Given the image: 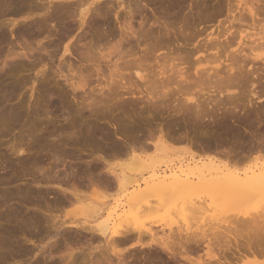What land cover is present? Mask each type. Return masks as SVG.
<instances>
[{"label": "rangeland", "instance_id": "obj_1", "mask_svg": "<svg viewBox=\"0 0 264 264\" xmlns=\"http://www.w3.org/2000/svg\"><path fill=\"white\" fill-rule=\"evenodd\" d=\"M79 1L80 0H49L48 3L50 5L45 4L46 10L41 11V13L39 12V15L33 16L31 19H29V21H25V19L17 16H11L9 18H6L4 21L0 20V23L2 22L4 25L7 24V19L11 21L14 20L13 24L17 23L15 24L16 26H8L7 28V26L5 25L6 28L1 29V31L3 30L2 33L4 32L5 34H3L5 41L0 43V264H63L62 261L64 262V264H67V255L70 252L74 254V257H77L74 260L77 264H81L80 260H82V256L86 260L90 261L88 264H94L96 260L102 259V256H104V258H106L107 256V258L110 259V262H112L111 264H114L117 260L118 262H116L115 264H123V262H129L128 264H143L141 262L143 260L144 264H171V255L168 253L167 249L159 248L155 244L153 245L155 239H158L157 241H164L166 243H169L171 241L170 244L175 245H173V253H180L181 249L179 247V244L183 243L185 241V238H187L188 236L197 238L196 240L199 242V246L197 248L198 250H196V252L194 251L195 253L192 252L191 255L194 254V256H196L195 258H197L196 254H198L201 259L203 258L208 262V260L205 258V254L210 250L214 252V249H212L211 247H213L212 244H214L215 246L214 241H216V236L217 240H220L221 237L222 240L224 239V237L225 240H231L234 237L238 236V238H241V242H243V239L248 240L252 238V233L250 234V232L247 231V229L250 227L246 225L250 226L249 222H251V220L254 222V220L257 221L259 219H257V217H259L260 215L264 216V214H262L264 208L261 207L264 204L256 203L254 200L247 198L234 202V200L229 196L225 197L221 196V194H217L216 196H214L215 194L213 196L212 194L205 195L204 192L206 191L199 193V197L197 196V194H194L193 197H191V199H194L195 201V204H191L193 206L197 205L196 208H198V212H200L198 213L200 214L199 218L191 221L186 219L184 220L181 215V218H179L178 214V218L177 216L175 217V214L173 217L172 214V216H170L169 218V221H164V224L160 223L161 221L159 219L157 220V217L161 214H167L169 212L172 213V211L170 210L176 209L174 208V206L176 205V202L179 198H173L172 196L167 198V203L164 204L166 209L164 206H161L162 210L159 209L160 206H158L159 208L157 207V202L154 203L153 199H150L149 204H151V206L154 205L155 208H157L154 209H159L160 211H154L155 213L153 214V212L151 213L152 210H150V212L146 210L145 212H148V214L146 213L144 217L143 215L145 213L141 215L142 217L135 219L134 222L129 221L130 224L134 223V226H128L129 230L135 228L131 231H136V233L133 232L134 234L131 235L133 237L131 238V241H126L124 239L121 242L120 240L123 239L121 238L120 240L118 239L119 242L113 239L114 241H116L114 242L110 238L109 234L105 238H102L98 236L96 237V235H93L92 233L90 234L89 232H85L83 230L81 231L78 229L75 230L68 228L69 225H93L94 223H96V220L91 218L93 210L102 207L104 208L105 214L110 208L115 207L118 204V201L121 200L123 196L122 194L117 192L114 185L115 183L113 181L114 179L113 177L111 178L110 172H108L107 174V167L124 169L127 168L130 163V157L128 158L126 152H128V149L131 148H133L132 151L134 153L133 155L135 156L141 157L142 159L150 157L151 155H153V147L151 146V144L156 143L157 139L162 135L161 133L163 130V133L165 132L166 134L168 131V136H171V138L166 139V141H168V139L170 140L168 142L163 141V144L174 153L173 159L177 157L185 159H190L192 157L195 159H206L207 157L216 156L219 160L223 161L225 159L224 153L228 148V150L236 149L237 151V148L239 147L235 146V140V142L233 141V143L230 142V137V140H228L229 143L226 142L227 144H224V141L228 138L225 137L226 135L223 133L224 130H226H223L225 126L239 125L238 129H240V127H246L247 129H245L247 131L252 130L253 132H256L254 130L257 128L256 130H259L257 133L262 132L261 130L264 129L263 122V124H261L260 122L257 123L256 121H254L255 124L251 123L252 125L247 123L256 117L254 113L253 117L251 116L253 109H257L261 105L264 106V62H252L250 61L249 57V60L246 58V56L249 54V51H247V47L251 42V40L248 38L247 42L246 40H243V42L245 41L244 43L247 44L242 47L240 46L241 49L244 47L246 48H244L245 50L242 54H248L246 56H243L241 54L240 58L237 52L236 54L234 53L235 50L238 49L237 32L239 31V29L240 31H243L246 27L243 26V24H240L242 27H244L242 28L238 25L237 22L234 23V25L231 23L232 18H230L229 13L230 10H235V6L232 5V2L230 0H124L122 8H118L120 6V2H117L115 0H108L109 4H106L108 3V1L105 2V0H89L88 2H86L87 0H81L82 3L86 2L88 3V5L90 4L88 6L90 11L86 16L87 20L85 19V24L81 28H79V16L77 17V15L79 14V10H77V8H79L77 7ZM229 1L231 4H229ZM232 1L233 3H236V1ZM97 2L101 4H97ZM103 2L105 3V6ZM130 2L131 5H129ZM260 4L263 5V2L260 1L259 4L255 5L259 7L261 6ZM94 5L96 6L94 7ZM231 5L234 6V8ZM103 7H105L106 9ZM97 8H99V10L101 8L102 9L99 11ZM57 9L58 17L55 13ZM227 10L229 11V13ZM235 12H233L231 16L236 15ZM231 24L234 26L231 30L234 35L233 37L232 35H229V37H232V39H230L229 37L227 38H229V40H233L234 46L232 50L228 51V53L232 51L233 55L235 54L238 58V62L241 61L239 62L242 63L241 67L243 68L240 71L242 74L240 75L241 77H248L247 75L249 71L257 72L258 76L257 78H255V80L254 77H248V79L252 78V82L255 86L252 85L253 87H251V82L248 80V83L246 81L247 79L243 80L242 82V78V83L239 82L241 86L239 85V83H237L235 87L231 88L226 93L222 92V94L217 93L216 91L213 92V90L211 89L209 91L208 89L210 87L208 86V89L206 87H203L204 89L202 90L204 91H202V93L200 91V93L196 94V97L195 95L193 97L194 100L198 101V105L201 106V109L204 110L202 111L200 109V112H202V114L204 112L205 117L207 116V118L202 117V120L204 121V119L207 120L209 118L207 121L205 120L203 122L202 120L197 119V113L195 111L196 109L194 108V105V107L191 106L192 103L189 105L185 103V107L183 106L182 109H179V106L182 105L181 102L184 100L183 97L186 95L182 94L184 96H180L181 93L178 94L179 91H175L178 90L176 86L165 89L169 91V94L167 93V95L169 96L166 95V97V92H163V89H161L162 87H158L160 90L157 88L158 91L153 94L154 96H158H155L154 100L151 99L152 101H149L150 98L146 96L148 91H146L145 94V88L143 87V85H140L141 82L137 81L133 76L131 78V75L128 74L132 73L131 71L123 72L122 76L124 75V78L121 77L123 78L121 82L119 80L120 78L114 79L113 81L115 82V80H117L115 83H118L119 85L123 84L126 81L127 88L130 89L129 86H131L130 91H127L126 89L121 90V85L119 87L117 84L114 85V83L112 85L113 87L111 85L110 87L117 89V92L120 88V91L119 93L116 92L115 95L117 96H115V92L111 89L112 92L110 91L111 94L108 95L109 92L106 90L110 89H108V87L106 88V86L104 85L108 84L107 86H109V83L107 82H109L108 78L110 72L108 68H106V65L110 66L112 61L115 60L116 55L112 54H115L117 51H125L127 56L129 54H132L131 57L130 55L128 56L130 58H127V56L125 55V59L128 61L130 60L129 62L131 63L135 62L137 64L140 63L141 65L143 63L145 65L144 69L147 68L146 72H150L151 68L150 73H155L156 70H159V68L162 67L159 66V64L163 65V58H174L173 64L179 62V68H184V70H188L186 72L193 73V70H189V67L192 66V63L198 61V58L202 59L201 57H204L205 54H197V52L195 51L200 48V44L204 45V43L207 42V38L205 37L209 34H214V31L216 35L218 33H222L226 30L225 28H229ZM7 25H9V22ZM28 26H33V30L39 31L33 35H17L16 30L19 27L22 28ZM128 29H130L131 31L129 32ZM222 29L225 30L222 31ZM132 33L135 35H132ZM248 33L251 34L252 32L245 31L243 35H247ZM97 34L99 36L103 35V41L99 44H96V39H98L97 37H99ZM215 34L212 38L215 37ZM219 41H224L223 43L226 42L224 38L220 39ZM203 45H201V47H203ZM66 46H68L69 53H64V48ZM114 49L115 52L113 51ZM127 51H129L130 53L127 54ZM109 52L113 53L109 54ZM194 52L196 54L193 55ZM185 53L186 55L184 56ZM213 54L214 53H211V55ZM242 56L245 57V59H243ZM222 57V60H226L223 55ZM131 59H134V62L131 61ZM106 62H110V65L109 63L106 64ZM120 62H117L119 63V66H121ZM181 62H184V64L186 62V66L184 64L181 65ZM225 64H222L223 68ZM222 65L220 66V68L222 67ZM221 73L222 71L219 74L224 76V74ZM60 74H63V76L66 75L69 79L70 77L72 78L76 75L74 81L78 83L79 81H81L79 85H82L83 87L85 85V87H82L83 89L78 88V90H72L68 84V81H64V79L61 77L62 75ZM129 75L130 77L128 78ZM77 77H79V80L77 79ZM132 79H134V81ZM127 80H131L132 82H129ZM127 82L132 85H129V83ZM133 82H135L136 84ZM261 82L263 84H261ZM212 85L213 84H211V86ZM138 86H140V89L137 88ZM134 87H136L137 90L136 88L134 89ZM138 89L141 94L136 92L138 91ZM213 89L215 90V88ZM9 91H13L14 93H10ZM102 91H105L103 92L105 93V97H103ZM196 92L197 91L195 90L192 94ZM106 94L110 98L106 97ZM59 95L60 97L64 98V100H66V104L68 107L60 110H55V97ZM230 95L233 98V102L232 100H227ZM158 97L163 99L160 100V98ZM156 98L159 101L156 100ZM232 98L229 97L228 99ZM226 100L228 102L227 105L225 104ZM100 101H103V103H101ZM155 101H158L159 103L156 104ZM91 102L94 104H92ZM105 102L108 103L106 104ZM161 102L163 103L161 104ZM230 102L234 104L232 105ZM248 102H250V104ZM79 103L80 105H77ZM95 103L101 104L98 107V105L95 106ZM116 103H118L119 105H117ZM88 104L91 105V107ZM103 104L106 108H108L107 110H104L106 108L103 107ZM254 104L256 105V108ZM87 105L88 107L86 108ZM100 106H102L101 109ZM120 106H122L123 108ZM94 107H96L95 111ZM88 108L92 110H88ZM67 109H69L70 111H68ZM246 109L251 113H248ZM8 112L12 114H9ZM246 112L248 113V115L246 114ZM3 113L4 116L7 113L8 114L4 117ZM205 113H209V115H206ZM242 113L246 115L244 116L242 115ZM100 115H102L103 117ZM219 117L223 120L219 119ZM257 117L259 118L260 115ZM261 117L263 119V115ZM68 118L70 120H67ZM130 118L132 119V121H130ZM213 120H215L214 122L216 124L213 122ZM230 120L233 122H231ZM191 121L192 123H190ZM92 122L95 124H93ZM193 122L195 124H198L193 125ZM220 122L222 123V125ZM218 123L220 124V126ZM259 123L261 124V126ZM258 124L260 126V129H258ZM188 126L190 129L188 128ZM199 126L201 127V129ZM253 126L256 127L254 128ZM158 127L160 128V130L161 128H163L161 133L160 131H158ZM207 127H209V129ZM215 127L217 128L215 129ZM220 127H223L221 130L222 132L218 131L220 130ZM126 130H130L132 132ZM87 131H92L93 133L96 132V137H98L97 140L101 142L98 143L96 141L97 143L95 142L96 144H94L92 143V141L83 139L82 135L84 136L88 134L89 132ZM104 131L105 133H108V135L103 133ZM206 132L208 133L206 134ZM220 132L222 134H217ZM65 133H70L68 134L70 135L69 138H67V134V136H65ZM149 133L154 137H150ZM165 134L164 136H162L166 138L167 134ZM106 135L110 138V140H104V138H106ZM215 135L216 137L214 138ZM219 135L221 138L224 137L222 139L225 140H220V137L218 139L217 136ZM190 136H192V138ZM187 137L188 139L190 138L192 140V144H190L191 142L189 143V141L185 139ZM61 138L64 139L63 142L61 141ZM220 141L223 144L220 143ZM113 142L115 145L113 144ZM132 143L133 146L137 148L133 147ZM217 144L221 147L223 145V150H221L220 146H218ZM228 144H231V146L229 147ZM127 145L128 149H126ZM19 147H24L23 150H25L26 148V154L24 156L19 157L17 155L16 150H18ZM135 149L137 151H140L142 149V151L137 152ZM243 149L244 148H242L241 150ZM206 150L209 154H207ZM216 154H218V156ZM123 155L127 156L128 159ZM91 168L96 169L94 170L95 172H91ZM69 172L72 173L70 174ZM66 173L69 174L66 175ZM70 175L75 176L71 177ZM48 176L50 178H48ZM64 176L65 179H63ZM45 178L48 180H46ZM139 180L141 181L142 178L139 177ZM107 183H109L110 185ZM72 192L78 194L77 197L79 200L72 199ZM5 194L10 195L9 199L11 198V200L8 199V201L6 200L7 198L4 199V197L6 196ZM64 198H70L71 201L65 202ZM4 201L6 202L5 204ZM191 202H193V200ZM122 203H124V201H122ZM196 203H198L199 205ZM178 205L180 204H177V207H182ZM154 206H152V208ZM184 206L185 205H183L182 209L184 208ZM123 208L126 207L124 206ZM179 208H177L176 210L178 211ZM48 209L51 213V216L53 217V223H55L56 227L58 226L57 231L49 228L51 226H49V224H52L50 221L51 219L45 220L44 218H42L45 217L44 215H46ZM119 209L120 210H118L117 212L121 213L122 208ZM33 213H35L40 219L42 218L40 224H37L39 228L43 229L42 232H40L39 228L34 229L35 231L17 230L14 233V238L11 237L8 241H3V236L6 238V234L9 233V231L15 230V225L11 222L18 220L19 224L22 226L29 219L30 214ZM248 214H252L253 218ZM254 214H256L257 217L254 216ZM11 216H15V218H11ZM249 216L251 217L249 218ZM151 217H153V219ZM261 218L259 219V223L261 221ZM5 219L8 220V223ZM182 219L184 222L182 221ZM157 221L160 222L158 223ZM186 221H188L187 224ZM117 222L119 223L122 221ZM236 222L237 224H235ZM130 224L128 223V225ZM67 225L68 227H66ZM128 227L124 228L128 229ZM167 227H169V229ZM146 230L151 231V235L146 232ZM243 230L245 231L243 232ZM37 231L38 233H36ZM123 232L124 231L122 230L121 233ZM235 232L236 234H234ZM247 232H249V235ZM245 233H247V236ZM153 239L154 242H152ZM135 241L143 243L145 246H147L144 248L139 246L134 248L130 247L129 245ZM5 243L7 244V246H5ZM208 243H211L209 244L210 246L208 245ZM206 245L210 247V249L206 250ZM10 246H12L13 249ZM216 246L215 252L219 254V249L216 250ZM119 254H121L122 256H119ZM246 254L245 256L249 255ZM248 258L251 259L250 257ZM244 260L240 261L237 264H247ZM160 261H163V263ZM180 262L181 263L178 264H185L182 261ZM255 263L264 264V259H259Z\"/></svg>", "mask_w": 264, "mask_h": 264}, {"label": "bare ground", "instance_id": "obj_2", "mask_svg": "<svg viewBox=\"0 0 264 264\" xmlns=\"http://www.w3.org/2000/svg\"><path fill=\"white\" fill-rule=\"evenodd\" d=\"M48 1L49 0H0V20H5L6 18H9V17H15V16H17V17H20V18H23V19H25V21H29V19H31L33 16H35V15H39V12L41 13V11H44V10H46V7H45V4H48V5H50L49 3H48ZM81 1V0H80ZM78 2V6L77 7H79V8H77V10H79V14L77 15V17L79 16V28H81L84 24H85V19H86V16H87V14L89 13V5H88V3H86V2H88L89 0H87L85 3L83 2L82 3V1L81 2ZM106 1H108V0H105V2ZM115 1H117V2H120V6L118 7V8H122L123 7V4H124V0L122 1V0H115ZM130 1V0H129ZM231 2H232V5H234L235 6V10L233 11H231L230 9H228V10H230V13H229V11H228V13H229V15H230V18H232V21H231V23L234 25V23H238V25L239 26H241L240 24H243V26H245L246 28L243 30V31H240V29H239V31L237 32V36H238V42H237V45H238V49H236L235 50V54H236V52L238 53V55L240 56L243 52H244V50L246 49L245 47V49L244 48H242L241 49V47L242 46H245L247 43H244L243 42V40H246V42H247V38L248 39H250L251 40V42H250V45L247 47V51H249V54L248 53H245V55L244 54H242L243 56H246L247 54V56H246V58L249 60V58H250V61H259V62H264V0H234V1H236V3H233V1L232 0H230ZM230 1H229V4H231L230 3ZM260 1H262L263 2V5L262 4H260L261 6H257V5H255V4H259L260 3ZM227 2V1H226ZM104 3V2H103ZM111 3H112V1H111ZM127 3V2H126ZM125 3V4H126ZM129 3V2H128ZM171 3V2H170ZM175 3V2H174ZM76 4V3H75ZM96 4V3H95ZM97 4H101V3H98L97 2ZM96 4V5H97ZM106 4H109V1H108V3H106ZM236 4V5H235ZM96 5H94V7L96 6ZM129 5H131V2H130V4ZM128 5V6H129ZM227 5V4H226ZM231 5V6H232ZM93 6V5H92ZM104 6H105V3H104ZM173 6V5H172ZM230 6V7H231ZM234 6H232L233 8H234ZM254 6H256V7H254ZM100 8V7H99ZM99 8H97L98 10H99ZM103 8H105V7H103ZM94 9H96V8H94ZM94 9H92V10H94ZM102 9V8H101ZM100 9V10H101ZM106 9V8H105ZM108 9V8H107ZM91 10V11H92ZM99 10V11H100ZM131 10V9H130ZM129 10V11H130ZM57 11H58V9L55 11V13L57 14ZM96 11V10H95ZM94 11V12H95ZM236 11V12H235ZM93 12V11H92ZM91 12V13H92ZM233 12H235V14L236 15H234V16H231L232 14H233ZM78 13V12H77ZM130 13V12H129ZM55 14V15H56ZM93 14V13H92ZM95 14V13H94ZM89 16V15H88ZM128 16H129V14H128ZM57 17H58V14H57ZM56 17V18H57ZM229 18V19H230ZM12 19H14V18H12ZM87 20V19H86ZM231 20V19H230ZM229 20V21H230ZM14 21V20H13ZM13 21H11V20H9V19H7V21H6V23L8 24V22H9V25H7V24H5L6 26H7V28H8V26H14L15 24H17V23H15V24H13ZM18 22V21H17ZM248 22H250V23H248ZM26 23V22H25ZM31 23V22H30ZM0 24H3L2 22L0 23ZM230 24V23H229ZM231 24V26L227 29V28H225V29H222V31L223 30H225V31H221L222 33H218L217 35L215 34V31H214V34H215V37L214 38H212L213 36H214V34H209V35H207L205 38H207V42L206 43H204V45L203 44H200V48L199 49H197V51H195V52H197V54H205L204 55V57H201L202 59H200V58H198V61H195V63H192V66H190L189 68V70H193V73H189V72H186V71H188V70H184V68H179L180 66H178V64H180L179 62H177V63H174L173 64V60H174V58L172 59V58H163L164 60H162L163 61V65H161V64H159V66H162V67H160L159 68V70H156L155 71V73L154 72H152V73H150L151 72V68H150V72L148 73V72H146V69L147 68H145L144 69V67H145V65L142 63V65L139 63V64H137V63H135L132 59H131V61H133L134 63H131V62H129L128 60H126L125 59V55H126V53H125V51L123 52V53H125V54H123L122 52H119V51H117L115 54H112V53H110L109 52V54H112V55H116V58H115V60L114 61H112V63H111V65H110V62H106V64L107 63H109V65L110 66H108V65H106L107 67L106 68H108V70H109V82H107V83H109V86H107L106 84L104 85V86H106V88L108 87V89H110V90H106V91H108L109 92V94L108 95H110L111 93H110V91L112 92V90L115 92L114 93V95L116 94V90L117 89H115V88H111L110 87V85L112 86L117 80H115V82H113L114 81V79H119L120 80V82H121V80L124 78L123 76H122V74H123V72H125V71H131L132 73H128V74H130L131 75V78H132V76L133 77H135L136 78V80L137 81H140L141 82V86L143 85V87L145 88L144 90V93L146 92V91H148L147 92V94H146V96H148L149 98H150V100L149 101H152L151 99H153L154 100V98H155V96H158V95H153V94H155V92L156 91H158L157 90V88L158 87H162L161 89H163V92L165 93V97H166V95H167V93L169 94V91L168 90H165V89H168L169 87H172V86H176L177 87V89L178 90H175V91H179L178 92V94L179 93H181V95L180 96H184V95H186V96H184L183 98H184V100L182 101V99H181V106H179V109H182V107L185 105V103L186 104H191L192 103V105L191 106H193L196 110V113H197V115H196V117H197V119H200V120H202V117H205V115H204V112H203V114H202V112H200L202 109H201V106H199L198 105V101H196V100H194V95H195V97L197 96L196 94L197 93H200V91H201V93H202V91H204V90H202V89H204L203 87H206L207 89H208V87H210L208 90L210 91V89L211 90H213V92H217V93H221L222 94V92H224V93H226L227 91H229L231 88H233V87H235V85H237V83H239V82H241V79L243 78V77H241L240 75H242L241 74V69H243L242 67H241V65H242V63H239V62H241V61H239L238 62V58L236 57V55L234 54L233 55V52L231 53V52H229L228 53V51L229 50H232L233 49V40H229V38L230 39H232V37H233V33H232V28L234 27L233 25ZM4 24L3 25H0V43H2L3 41H5V38H4V32L2 33V31H1V29L2 28H6V26H5ZM31 25V24H30ZM2 26H4V27H2ZM16 26V25H15ZM238 26V27H239ZM242 27V26H241ZM240 28V27H239ZM242 28H244V27H242ZM241 28V29H242ZM39 29V28H38ZM17 32V35H22V36H26V35H33V34H35V33H37L38 31H35V30H33V26H31V27H22V28H18L17 30H16ZM128 31L130 32L131 30L130 29H128ZM230 31H231V33H230ZM245 31H251L252 33L251 34H247V35H243L244 34V32ZM219 32H220V29H219ZM235 32V31H234ZM213 33V32H212ZM4 34V35H3ZM131 34V33H130ZM98 35V34H97ZM132 35H135V34H133L132 33ZM229 35H232V37H229ZM99 36V35H98ZM101 36V35H100ZM97 37L98 39H96L97 41V43L96 44H99V43H101L102 41H103V38H102V36L101 37ZM236 36V35H235ZM236 36V37H237ZM227 37H229V38H227ZM212 38V39H211ZM222 38H224L225 39V43H223V42H220L219 40L220 39H222ZM248 42V43H249ZM201 45H203V47H201ZM100 46V45H99ZM199 46V45H198ZM241 46V47H240ZM197 48V47H196ZM240 48V49H239ZM194 50H196V49H194ZM114 52H115V49L113 50ZM65 52H68V46H66L65 48H64V53ZM128 53L127 54H129L130 52L129 51H127ZM193 53V55L194 54H196V53ZM69 53V52H68ZM122 53V54H121ZM187 53V52H186ZM186 53L184 54V56L186 55ZM211 53H214L213 55H211ZM188 54V53H187ZM130 55V57L132 56V54H129ZM128 55V56H129ZM191 55V54H190ZM222 55L224 56V58L226 59V60H222ZM118 56V57H117ZM127 56V55H126ZM127 56V58H130V57H128ZM188 56V55H187ZM202 56V55H201ZM242 56V57H243ZM115 57V56H114ZM222 57V58H221ZM249 57V58H248ZM190 58V57H189ZM240 58H241V56H240ZM126 61H125V60ZM243 59H245V57H243ZM246 59V60H247ZM122 60V61H121ZM124 60V61H123ZM111 61V60H110ZM121 61V62H120ZM136 61V60H135ZM245 61V60H244ZM117 62H120V65L121 66H119V63H117ZM145 62H146V60H145ZM189 62V61H188ZM228 62V63H227ZM122 63V64H121ZM190 63V62H189ZM188 63V64H189ZM225 64V63H227V64H225V66H224V68H223V65L222 64ZM244 63V62H243ZM184 64V62H181V65H183ZM185 64H186V62H185ZM184 64V65H185ZM193 64H195V65H193ZM144 65V66H143ZM222 65V67L220 68V66ZM71 66V65H70ZM158 66V67H159ZM186 66V65H185ZM120 67V68H119ZM60 69H62V68H60ZM154 69V68H153ZM152 69V70H153ZM158 69V68H157ZM68 71V70H67ZM222 71V73L224 74V76H222V75H220L219 73ZM58 72V71H57ZM69 72V71H68ZM145 72H146V74H145ZM192 72V71H191ZM243 72H245V71H243ZM44 73V72H43ZM60 73V72H59ZM58 73V74H59ZM62 73V72H61ZM70 73V72H69ZM221 73V74H222ZM245 74V73H244ZM60 75H62L61 77L64 79V81H68V84H69V86H70V88L72 89V90H74V89H77L78 90V88L80 89H83L84 87H85V85H84V87L82 86V85H79L80 83H81V81H79V83L78 82H75L74 80V78H75V76L74 77H70V79L69 78H67V76L65 75V76H63V74H60ZM59 75V76H60ZM130 75L128 76V78L130 77ZM72 76V75H71ZM248 77L249 76H251L252 78L254 77V80H255V78H257V76H258V73L257 72H250L249 71V73H248V75H247ZM121 77H123V78H121ZM248 77H244L243 79H242V82H243V80H246L248 83H249V81L251 82V87H253V86H255L254 85V83L252 82V78L251 79H248ZM79 77H77V79H78ZM262 78V77H261ZM259 79V78H258ZM79 80V79H78ZM77 80V81H78ZM133 81H134V79H132ZM249 80V81H248ZM253 80V81H254ZM257 80V79H256ZM264 80V79H263ZM111 81V82H110ZM124 81V80H123ZM127 81H129V82H132L131 80H127ZM119 82V81H118ZM129 82H127V83H129ZM136 82V81H135ZM135 82H133V83H135ZM140 82H137V83H140ZM241 82V83H242ZM255 82V81H254ZM125 83V84H124ZM123 84H120L121 85V87H120V85L118 84V83H115L114 85H118L120 88H122L121 90H129L130 91V89H131V86H129V88L130 89H128L127 88V85H126V81L124 82ZM215 83V84H214ZM136 84V83H135ZM134 84V85H135ZM211 84H213L212 86H211ZM261 84H263L262 82H261ZM123 85V86H122ZM125 85H126V88H125ZM129 85H132V84H130L129 83ZM138 85V84H137ZM136 85V86H137ZM239 85L241 86V84L239 83ZM244 85H245V83H244ZM249 85V84H248ZM249 85V86H250ZM253 85V86H252ZM264 85V84H263ZM208 86V87H207ZM262 86V85H261ZM83 87V88H82ZM113 87V86H112ZM116 87V86H115ZM118 87V88H119ZM133 87V86H132ZM216 87H217V89H216ZM238 87V86H237ZM263 87V86H262ZM105 88V87H104ZM120 88H119V91H120ZM136 87H134V89H135ZM137 88H139L140 89V86H138ZM137 88H136V90H137ZM213 88H215V90L213 89ZM264 88V87H263ZM262 88V89H263ZM112 89V90H111ZM139 89H138V91H136V92H138V93H140L141 94V92L139 91ZM143 89V88H142ZM141 89V90H142ZM159 89V88H158ZM160 90V89H159ZM197 91L196 93H194V94H192L194 91ZM119 91L117 92V93H119ZM126 91V92H127ZM10 92V91H9ZM100 92V91H99ZM103 92H105V91H102V93ZM122 92V91H121ZM131 92H133V91H131ZM131 92H128V93H131ZM161 92V91H160ZM252 92V91H251ZM10 93H14L13 91L12 92H10ZM143 93V92H142ZM162 93V92H161ZM216 93V94H217ZM101 94V93H100ZM104 94L105 93H103V97H105L104 96ZM133 94V93H132ZM135 94V93H134ZM139 94V95H140ZM157 94V93H156ZM159 94V93H158ZM182 94H184V95H182ZM252 94V93H251ZM4 95V94H3ZM102 95V94H101ZM107 95V94H106ZM108 95L106 96V97H108ZM112 95H113V93H112ZM112 95H111V97H112ZM253 95V94H252ZM115 96H117V95H115ZM142 96V95H141ZM145 96V95H144ZM143 96V97H144ZM154 96V97H153ZM160 96V95H159ZM164 96V95H163ZM163 96H161V97H163ZM167 96H169V95H167ZM64 97V96H63ZM142 97V98H143ZM230 98H232V96L230 95L229 96ZM228 97V98H229ZM108 98H110V97H108ZM146 98V97H145ZM158 98H160V97H158ZM186 98V99H185ZM198 98V97H197ZM196 98V99H197ZM226 98H227V96H226ZM227 98V100H232V102H233V98L232 99H228ZM98 99V98H97ZM163 99V98H162ZM161 98H160V100H162ZM235 99V98H234ZM238 99V98H237ZM156 100H158L157 98H156ZM227 100H226V105H227ZM95 101V100H94ZM159 101V100H158ZM156 102L155 101V103L157 104V103H159V102ZM97 102V101H96ZM98 102H99V100H98ZM101 103H103V101H100ZM174 102V101H173ZM197 102V103H196ZM232 102H230L232 105L234 104V103H232ZM92 103V102H91ZM91 103H89V104H91ZM100 103V104H101ZM106 104L108 103V102H105ZM104 103V104H105ZM154 103V102H153ZM163 102H161V104H162ZM178 103H179V101H178ZM229 103V104H230ZM249 104H250V102H248ZM81 104H82V102H81ZM88 104V105H89ZM92 104H94V103H92ZM100 104H96L95 103V106H97L98 105V107H99V105ZM104 104H103V107H105L104 106ZM111 104V103H110ZM109 104V105H110ZM117 105H119L118 103H116ZM123 104V103H122ZM121 104V105H122ZM127 104V103H126ZM125 104V105H126ZM196 104V105H195ZM224 104V105H225ZM263 104V103H262ZM77 105H80V103L79 104H77ZM88 105L86 106V108L88 107ZM125 105H123V106H125ZM130 105V104H129ZM178 105V104H177ZM222 105V104H221ZM240 105H242V104H240ZM248 105V104H247ZM255 105V104H254ZM258 105H260V104H258ZM264 105V104H263ZM90 107H91V105H89ZM93 106V105H92ZM134 106V105H133ZM132 106V107H133ZM229 106V105H228ZM67 108L68 106H67V104H66V100H64V98H62V97H60V95L59 96H56L55 97V110H60V109H63V108ZM84 107V106H83ZM82 107V108H83ZM101 107L102 106H100V109H101ZM110 107V106H109ZM114 107V106H113ZM119 107V106H118ZM120 107H122V106H120ZM131 107V106H130ZM185 107V106H184ZM217 107V106H216ZM224 107V106H223ZM230 107V106H229ZM235 107V106H234ZM254 107V106H253ZM253 107H252V109H253ZM93 108V107H92ZM96 107H94V111L96 110L95 109ZM106 108V107H105ZM123 108V107H122ZM136 108V107H135ZM233 108V107H232ZM255 108H256V105H255ZM72 109V108H71ZM84 109H85V107H84ZM103 109V108H102ZM108 108H106V109H104V110H107ZM115 109V108H114ZM113 109V110H114ZM127 109H129V108H127ZM131 109V108H130ZM201 109V110H200ZM205 109V108H204ZM230 109V108H229ZM236 109V108H235ZM68 111H70L69 109H67ZM66 110V111H67ZM79 110V109H78ZM86 110V109H85ZM88 110H92V109H89L88 108ZM99 110V109H98ZM110 110V109H109ZM111 110H112V108H111ZM178 110V109H177ZM186 110V109H185ZM221 110V109H220ZM238 110V109H237ZM247 110V109H246ZM72 111V110H71ZM129 111V110H128ZM202 111H204V110H202ZM209 111V110H208ZM210 111H212V110H210ZM226 111V110H225ZM224 111V112H225ZM239 111V110H238ZM248 111V110H247ZM251 111V110H250ZM88 112V111H87ZM102 112H104V111H102ZM105 112H107V111H105ZM110 112V111H109ZM236 112V111H235ZM9 114H12V113H10V112H8ZM7 113V114H8ZM65 113V112H64ZM68 113V112H67ZM72 113V112H71ZM78 113V112H77ZM89 113V112H88ZM92 113V112H91ZM96 113H97V111H96ZM132 113V112H131ZM206 113H207V110H206ZM205 113V114H206ZM248 113H251V112H249L248 111ZM248 113L246 112V114L248 115ZM253 113L256 115V117L253 119V120H251V121H249V122H247V123H249L250 125H252L251 123H254L255 124V122L254 121H256L257 123L258 122H260L261 124H263L264 123V106H260V107H258L257 109H253V111H252V117H253ZM6 114V115H7ZM18 114V113H17ZM82 114V113H81ZM126 114V113H125ZM125 114H123V115H125ZM195 114V113H194ZM219 114H221V113H219ZM246 114H244V113H242V115H246ZM5 115V116H6ZM14 115V114H13ZM70 115V114H69ZM92 115V114H91ZM206 115H209V113L208 114H206ZM254 115V116H255ZM260 115V119L257 117V116H259ZM263 115V119H262V116ZM3 116H4V113H3ZM4 116V117H5ZM9 116V115H8ZM71 116V115H70ZM89 116H90V114H89ZM100 116H102V115H100ZM140 116V115H139ZM195 116V115H194ZM216 116V115H215ZM217 116H219V115H217ZM232 116V115H231ZM234 116V115H233ZM3 117V118H4ZM10 117V116H9ZM8 117V118H9ZM12 117V116H11ZM91 117H93V116H91ZM97 117V116H96ZM103 117V116H102ZM127 117H129V116H127ZM141 117V116H140ZM149 117V116H148ZM212 117V116H211ZM237 117H239V116H237ZM236 117V118H237ZM251 117V118H252ZM18 118V117H17ZM90 118V117H89ZM139 118V117H138ZM195 118V117H194ZM205 118H207V116L205 117ZM228 118V117H227ZM233 118V117H232ZM231 118V119H232ZM240 118H242V117H240ZM246 118V117H245ZM5 119V118H4ZM99 119V118H98ZM103 119V118H102ZM107 119V118H106ZM123 119V118H122ZM129 119V118H128ZM131 119V118H130ZM134 119V118H133ZM146 119V118H145ZM209 119V118H208ZM207 119V120H208ZM219 119H221L220 117H219ZM234 119V118H233ZM232 119V120H233ZM239 119V118H238ZM262 119V120H261ZM67 120H70L69 118L67 119ZM66 120V121H67ZM199 120V121H200ZM206 119H204V121H205ZM206 120V121H207ZM211 120V119H210ZM218 120V119H217ZM221 120H223V119H221ZM236 120V119H235ZM241 120V119H240ZM246 120V119H245ZM97 121V120H96ZM103 121V120H102ZM117 121V120H116ZM130 121H132V119L130 120ZM196 121V120H195ZM198 121V120H197ZM203 121V120H202ZM201 121V122H202ZM203 121V122H204ZM215 120H213V122H214ZM219 121V120H218ZM229 121V120H228ZM231 121V120H230ZM242 121H244V120H242ZM248 121V120H247ZM139 122V121H138ZM141 122V121H140ZM146 122V121H145ZM185 122V121H184ZM225 122V121H224ZM231 122H233V121H231ZM235 122V121H234ZM263 122V123H262ZM93 123V122H92ZM98 123V122H97ZM133 123V122H132ZM144 123V122H143ZM142 123V124H143ZM175 123V122H174ZM186 123H187V121H186ZM190 123H192V121L190 122ZM200 123V122H199ZM215 123V122H214ZM221 123V122H220ZM246 123V124H247ZM257 123H256V126H257ZM259 123V124H260ZM66 124H68V123H66ZM71 124V123H70ZM93 124H95V123H93ZM129 124H130V122H129ZM141 124V125H142ZM158 124V123H157ZM195 123L193 122V125H194ZM196 124H198V123H196ZM195 124V125H196ZM202 124H204V123H202ZM216 124V123H215ZM214 124V125H215ZM219 124V123H218ZM227 124V123H226ZM248 124V125H249ZM259 124H258V129H260V126H261V124H260V126H259ZM122 125H124V124H122ZM137 125V124H136ZM140 125V124H139ZM148 125V124H147ZM151 125V124H150ZM159 125H160V123H159ZM165 125V124H164ZM174 125V124H173ZM185 125V124H184ZM187 125V124H186ZM212 125V124H211ZM221 125H222V123H221ZM231 125V124H230ZM245 125V124H244ZM130 126H131V124H130ZM162 126V125H161ZM201 126V125H200ZM199 126V127H200ZM206 126H208V125H206ZM217 126V125H216ZM219 126H220V124H219ZM224 126V125H223ZM238 126L239 125H237V126H225L224 128L223 127H220V130H218V131H221L222 130V128H223V130L224 129H226V130H224V134L226 135L225 137H228L225 141L222 139V138H224V137H220V135L219 136H217V138L219 139V137H220V140L222 139L223 141H224V144L227 142V143H229L228 142V140H230L229 139V137L231 138V140H230V142H232L233 143V141L235 140L236 141V143H234L235 144V146L236 147H238L237 148V151H236V149H230V150H228L229 148L228 147H226V148H228L227 149V151H225V155H224V160L222 161V160H219L216 156L215 157H207L206 159H203V158H199V159H195V158H190V159H185V158H175V159H173V157H174V153L167 147V146H165L164 144H163V141L164 142H168L170 139H168V141H166V139L167 138H171V136L169 137L168 135H169V133H168V131H167V135L165 134V132L163 133V131H162V129L163 128H161V130H160V126L158 127L159 128V130L158 131H160V133H161V131H162V135L164 136V134L166 135V138L165 137H163L162 135L157 139V141H156V143L155 144H151V146L153 147V155H151L150 157H147V158H145V159H142L141 157H138V156H135V155H133L134 153H133V151H132V149L133 148H131V149H128V145H127V148L126 149H128V152H126V155L128 156V158L130 157V159H129V161H130V163H129V166L127 167V168H116V167H107V174H108V172H110V174H111V178L113 177V181H114V185H115V188H116V190H117V192H119L120 194H122V199L121 200H119L118 201V204L115 206V207H112V208H110L105 214H104V208H102V207H99V208H97V209H95V210H93V212H92V217L91 218H93L94 220H96L95 222L96 223H94L93 225H88V226H77V225H69V227H68V225L66 226V227H68V228H71V229H78V230H83V231H85V232H89L90 234L92 233L93 235H96V237L98 236V237H102V238H105L108 234L110 235V238L113 240V239H115L116 241H118V239L120 240L121 238H123V239H121L120 241L122 242V240H126V241H131L132 239L131 238H133L131 235L132 234H134V233H136V231H131V230H134V229H130L129 230V227L130 226H134V223H131L130 224V222L129 221H133L134 222V220L135 219H137V218H139V217H142L141 215H143L144 213V215H143V217L146 215V213L148 214V212H150V210H152L151 211V213L153 212V214L155 213L154 211H156V212H158V210L159 209H161L162 207L161 206H164V204H166L167 203V198H169V197H175V198H179L178 199V201L176 202V205L174 206V208H179V207H177V204H180V205H178V206H182L183 207V205H185L184 206V208L182 209V207H180L179 208V210L177 211L176 209L174 210V209H172V210H170V211H172V213L171 212H169V213H167V214H161V215H159L158 217H157V220L159 219L160 221H157L158 223L160 222V223H163L164 221H169V218H170V216H172V214H173V217H174V214H175V217L177 216V214H178V216H179V218H181L180 217V215L184 218V220L186 219V220H196L197 218H199V215L200 214H198V213H200V212H198L199 211V209L198 208H196L197 207V205L196 206H193L192 204L194 203L195 204V201H194V199H191V197H193V195L194 194H197V196L199 195L200 196V194L199 193H202L203 191H206V192H204L205 193V195H210V194H212V196L214 195V196H216L217 194L219 195V194H221V196H225V197H227V196H229L231 199H233L234 200V202H237V201H239V200H241V199H252V200H254L256 203H262V204H264V129L263 130H261L262 132H259V133H257L259 130H254V131H256V132H253L252 130L251 131H247L246 129V127H244V128H241L240 127V129H238ZM255 126V127H256ZM60 127V126H59ZM100 127V126H99ZM140 127V126H139ZM138 127V128H139ZM149 127V126H148ZM151 127V126H150ZM177 127V126H176ZM204 127V126H203ZM211 127V126H210ZM212 127H214V126H212ZM218 127V126H217ZM217 127H215V129L217 128ZM254 127V126H253ZM254 127V128H255ZM90 128V127H89ZM95 128V127H94ZM101 128H102V126H101ZM104 128V127H103ZM125 128V127H124ZM143 128V127H142ZM170 128V127H169ZM169 128H167V129H169ZM188 128H189V126H188ZM205 128V127H204ZM208 129H209V127H207ZM246 128V129H245ZM253 128V129H254ZM62 129V128H61ZM132 129H134V128H132ZM149 129V128H148ZM164 129H166V128H164ZM190 129V128H189ZM196 129V128H195ZM200 129H201V127H200ZM215 129H213V130H215ZM245 129V130H244ZM57 130V129H56ZM88 130V129H87ZM91 130V129H90ZM93 130V129H92ZM96 130V129H95ZM99 130H100V128H99ZM135 130H137V129H135ZM134 130V131H135ZM185 130V129H184ZM193 130V129H192ZM199 130V129H198ZM205 130V129H204ZM98 131V130H97ZM107 131V130H106ZM116 131H118V130H116ZM120 131V130H119ZM122 131V130H121ZM126 131H130V130H126ZM139 131V130H138ZM138 131H136V132H138ZM149 131V130H148ZM187 131V130H186ZM200 131V130H199ZM211 131V130H210ZM58 132V131H57ZM75 132V131H74ZM80 132V131H79ZM87 132H89V131H87ZM130 132H132V131H130ZM202 132V131H201ZM200 132V133H201ZM208 132H209V130H208ZM208 132H206V134L208 133ZM212 132V131H211ZM222 132V131H221ZM217 133V134H222V133ZM96 133V132H95ZM95 133H93L92 131L91 132H89L88 134H86V135H82V137H83V139H85V140H88V141H92V143H94V144H96L97 142L98 143H100L97 139H98V137H96V134ZM103 133H105V131L103 132ZM118 133V132H117ZM116 133V134H117ZM120 133V132H119ZM128 133V132H127ZM159 133V134H160ZM171 133H173V132H171ZM193 133V132H192ZM191 133V134H192ZM195 133V132H194ZM199 133V134H200ZM204 133V132H203ZM202 133V134H203ZM67 133H65V136H67L68 134H70V133H68L67 135H66ZM82 134V133H81ZM105 134H107L108 135V133H105ZM150 134V133H149ZM196 134V133H195ZM216 134V135H217ZM106 135V138H104V140H110V138L108 137ZM114 135V134H113ZM132 135V134H131ZM205 135V134H204ZM209 135V134H208ZM212 135V134H211ZM210 135V136H211ZM216 135L214 136V138L216 137ZM55 136H56V134H55ZM69 136L70 135H68L67 136V138H69ZM116 136V135H115ZM140 136V135H139ZM151 136H153V135H151L150 134V137ZM168 136V137H167ZM194 136V135H193ZM223 136V135H222ZM58 137V136H57ZM61 137V136H60ZM79 137V136H78ZM81 137V136H80ZM105 137V136H104ZM110 137H111V135H110ZM118 137V136H117ZM134 137H136V136H134ZM148 137V136H147ZM146 137V138H147ZM154 137V136H153ZM173 137V136H172ZM186 137V136H185ZM191 138H192V136H190ZM195 137V136H194ZM196 137H198V136H196ZM56 138V137H55ZM66 138V139H67ZM74 138V137H73ZM145 138V139H146ZM178 138V137H177ZM180 138V137H179ZM202 138V137H201ZM204 138V137H203ZM206 138H207V136H206ZM212 138H213V136H212ZM216 138V139H217ZM62 139V138H61ZM70 139H72V138H70ZM121 139V138H120ZM119 139V140H120ZM127 139V138H126ZM136 139V138H135ZM182 139H184V138H182ZM185 139H187V141H189V143L192 141L190 138L188 139V137L187 138H185ZM196 139V138H195ZM211 139V138H210ZM217 139V140H218ZM57 140H58V138H57ZM137 140V139H136ZM181 140V139H180ZM198 140V139H197ZM202 140V139H201ZM37 141V140H36ZM62 142L64 141V139H62L61 140ZM97 141V142H96ZM122 141H123V139H122ZM135 141V140H134ZM146 141V140H145ZM205 141V140H204ZM203 141V142H204ZM209 141V140H208ZM207 141V142H208ZM234 141V142H235ZM39 142V141H38ZM61 142V143H62ZM96 142V143H95ZM182 142H183V140H182ZM194 142V141H193ZM202 142V143H203ZM21 143V142H20ZM73 143V142H72ZM151 143V142H150ZM206 143V142H205ZM204 143V144H205ZM220 143H222L221 141H220ZM226 143V144H227ZM36 144V143H35ZM105 144H107V143H105ZM113 144H114V142H113ZM116 144H117V142H116ZM131 144V143H130ZM141 144V143H140ZM190 144H192V142L190 143ZM189 144V145H190ZM203 144V145H204ZM223 144V143H222ZM234 144H233V146H234ZM15 145V144H14ZM99 145V144H98ZM115 145V144H114ZM142 145V144H141ZM188 145V146H189ZM200 145V144H199ZM203 145H201V146H203ZM218 145V144H217ZM21 146V145H20ZM39 146V145H38ZM45 146V145H44ZM125 146V145H124ZM123 146V147H124ZM130 146V145H129ZM132 146H133V143H132ZM218 146H220V145H218ZM228 146L230 147L231 146V144L229 145L228 144ZM28 147V146H27ZM106 147H108V146H106ZM115 147V146H114ZM118 147V146H117ZM126 147V146H125ZM133 147H135V146H133ZM146 147V146H145ZM151 147V148H152ZM211 147V146H210ZM222 147H223V145H222ZM221 146H220V148H221V150H223V148H222ZM15 148V147H14ZM29 148V147H28ZM111 148V147H110ZM135 148H137V147H135ZM219 148V149H220ZM242 148H244L243 150H241ZM24 149V147L23 148H18V150H16L17 151V155L19 156V157H21V156H24L25 154H26V148H25V150H23ZM55 149V148H54ZM122 149H124V148H122ZM140 149V148H139ZM208 149V148H207ZM33 150V149H32ZM136 150V149H135ZM204 150V149H203ZM233 150H235V151H233ZM41 151V150H40ZM54 151V150H53ZM137 151V150H136ZM142 151V149L140 150V151H137V152H141ZM143 151H145V150H143ZM211 151V150H210ZM214 151V150H213ZM217 151H220V150H217ZM63 152V151H62ZM206 152H207V150H206ZM206 152H204V153H206ZM122 153V152H121ZM136 153V152H135ZM218 153V152H217ZM222 153H223V151H222ZM66 154V153H65ZM142 154V153H141ZM207 154H209L208 152H207ZM212 154V153H211ZM219 154H221V153H219ZM115 155H117V154H115ZM217 156H218V154H216ZM119 156V155H118ZM123 156H125V155H123ZM127 156H125L126 158H127ZM210 156V155H209ZM223 156V155H222ZM206 157V156H205ZM123 158V157H122ZM127 158V159H128ZM101 159V158H100ZM103 160V159H102ZM101 161V160H100ZM24 163V162H23ZM98 163V162H97ZM22 165V164H21ZM90 165V164H89ZM96 166V165H95ZM108 166H110V165H108ZM88 167V166H87ZM98 167V166H97ZM106 169V168H105ZM94 170H96V169H92L91 168V172L92 171H94ZM88 171H89V169H88ZM100 171V170H99ZM66 172V171H65ZM95 172V171H94ZM64 173V172H63ZM70 173V172H69ZM69 173H66V175L67 174H69ZM72 173V172H71ZM70 173V174H71ZM56 174V173H55ZM109 174V175H110ZM147 175V176H146ZM71 176V175H70ZM75 175H73V176H71V177H74ZM139 177H141L142 178V180L140 181L139 180ZM47 178V177H46ZM45 178V179H46ZM48 178H50L49 176H48ZM63 178V177H62ZM68 178V177H67ZM102 178V177H101ZM63 179H65V176H64V178ZM63 179H62V181H63ZM46 180H48V179H46ZM111 181V180H110ZM101 182V181H100ZM105 182V181H104ZM57 183H59V182H57ZM78 183V182H77ZM81 183V182H80ZM107 184H109V183H107ZM71 185V184H70ZM110 185V184H109ZM69 186V185H68ZM72 186V185H71ZM64 193H66V192H64ZM203 193V194H204ZM207 193V194H206ZM45 194H47V193H45ZM60 194V193H59ZM6 195V194H5ZM49 195V194H48ZM77 195L78 194H76V193H73L72 192V194H71V197H72V199H74V200H76V199H78V197H77ZM9 196L10 195H6L5 197H4V199L5 198H7L6 200H8L9 199ZM43 196H45V195H43ZM60 196V195H59ZM198 196V197H199ZM65 197V196H64ZM68 197V196H67ZM70 197V198H71ZM41 198V197H40ZM70 198H64V200H65V202L67 201V202H70L71 201V199ZM51 199V198H50ZM150 199H153V202L155 203V202H157L158 203V205H157V207L158 206H160V208L158 209V210H155V209H157V208H155V206L154 205H152V206H154L153 208H152V206H151V204H149L150 202ZM9 200H11V198L9 199ZM8 200V201H9ZM79 200V199H78ZM155 200V201H154ZM193 200V202H191ZM7 201V202H8ZM122 201H124V203H122ZM259 201V202H258ZM6 202L4 201V204H5ZM59 203V202H58ZM153 203V204H154ZM192 203V204H191ZM199 203V202H198ZM198 203H196V204H198ZM61 204V203H60ZM200 204V203H199ZM198 204V205H199ZM222 205V204H221ZM224 205V204H223ZM122 206V207H121ZM126 207V208H123V207ZM151 206V207H150ZM261 206V205H260ZM165 207V206H164ZM199 207V206H198ZM200 207H201V205H200ZM261 207H263L264 208V205L263 206H261ZM52 208V207H51ZM119 208H122V211H121V213H119V212H117L118 210H120ZM149 208H151V209H149ZM155 208V209H154ZM219 208H220V206H219ZM218 208V209H219ZM165 209H166V207H165ZM170 209V208H169ZM168 209V210H169ZM221 209H223V208H221ZM261 209V208H260ZM148 211V212H145V211ZM162 210V209H161ZM175 212H174V211ZM13 211H15V210H13ZM160 211V210H159ZM262 211V210H261ZM52 212V211H51ZM174 212V213H173ZM253 213V212H252ZM225 214V213H224ZM262 214H264V210H263V213ZM236 215V214H235ZM248 215H251L252 216V218H253V215L252 214H248ZM247 215V216H248ZM45 217H42V218H44L45 220H50L51 221V223L52 224H49V228H51L52 230H56L57 231V227L55 226V223H53L54 221H53V217L51 216V213L49 212V209H48V211H47V213H46V215H44ZM149 216V215H148ZM178 216H177V218H178ZM196 216H198V217H196ZM227 216V215H226ZM251 216H249V218L251 217ZM254 216H256V214H254ZM259 216V215H258ZM261 216V215H260ZM257 217V219L259 218H264V216L262 215L261 217ZM239 217V216H238ZM256 217H254V218H256ZM11 218H15V216L13 217V216H11ZM41 218V219H42ZM152 219H153V217H151ZM155 218V217H154ZM248 218V217H247ZM261 218V221H260V223H259V219L257 220V221H255L254 220V222L251 220V222H249V224H250V226L249 225H246V226H248V227H250V228H248V229H250V230H248L247 229V231H249L250 232V234L252 233V236H250V237H252V238H250V239H248V240H244L243 239V242H241V238H238V233H240V232H238L237 233V235H234V236H237V237H234L233 239H231V240H229L228 239V237H227V239L228 240H225V237H224V239L222 240L221 238H220V240H217V236L215 237V240L216 241H214V243H215V246H216V250H218L219 252V254H217L216 252H215V246H214V244H212V246L214 247H211L212 249H214V252H212L211 250L208 252V253H206L205 254V258L208 260V262L207 261H205L203 258L201 259L199 256H198V254H196L197 255V258H195L196 256H194V254L193 255H191L192 254V252H196V250H198L197 248H198V246H199V242L196 240L197 238H193L192 236H188L187 238H185V241L183 242V243H181V244H179V247H180V249H181V252L179 253V252H177V253H179V254H177V253H173V250L172 249H174L173 247L175 246L174 244V246L172 245V244H170V242L169 243H166V242H164V241H157L156 239H155V242H154V239H153V241L152 242H154L153 243V245L155 244V245H157L159 248H164V249H167V251H168V253L171 255V264H178V263H181L180 261H182V262H184L185 264H211V263H213V264H237V263H239L240 261H243L244 259V261H246V263L247 264H256L255 262L257 261V260H259V259H264V219H262ZM41 219L35 214V213H33V214H30V217H29V219L21 226L20 224H19V221L17 220V221H14V222H11L12 224H14L15 226H14V229L15 230H12V231H9V233H7L6 234V238L3 236V238L5 239H3V241H5L6 242V240L8 241L11 237H13V236H15V232L18 230V231H31V230H33V231H35L34 229H37V228H39L38 226H37V224H40V221H41ZM43 219V220H44ZM175 219V218H174ZM173 219V220H174ZM6 220V219H5ZM172 220V219H171ZM117 221H122V222H117ZM182 221H183V219H182ZM6 222L8 223V220H6ZM130 224V225H128V223ZM184 222V221H183ZM123 223H125V224H123ZM166 223V222H165ZM188 223V221H186V224ZM247 223V222H246ZM258 223V224H257ZM10 224V223H9ZM8 224V225H9ZM155 224V223H154ZM164 224V223H163ZM235 224H237V222L235 223ZM242 224H244V223H242ZM248 224V223H247ZM252 224V225H251ZM159 225V224H158ZM157 225V226H158ZM169 225V224H168ZM172 225V224H171ZM239 225V224H238ZM128 227V229H126V228H124V227ZM137 226V225H136ZM167 226V225H166ZM165 226V227H166ZM241 226V225H240ZM10 227H12V226H10ZM171 227V226H170ZM168 229H169V227H167ZM235 228H239V227H235ZM242 228H244V227H242ZM125 229H126V231H125ZM39 230H40V232H42L43 231V229H41V228H39ZM122 230L124 231L123 233H121L122 232ZM140 230V229H139ZM240 230V229H239ZM32 231V232H33ZM138 231V230H137ZM236 231H237V229H236ZM245 230H243V232H244ZM146 232H148L150 235H151V231H149V230H146ZM232 232V231H231ZM249 232H247L248 233V235H249ZM21 233V232H20ZM36 233H38V231L36 232ZM203 233V232H202ZM247 233H245L246 234V236H247ZM260 233V234H259ZM40 234V233H39ZM38 234V235H39ZM234 234H236V232L234 233ZM241 234H242V232H241ZM199 235V234H198ZM198 235H197V237H198ZM218 235V234H217ZM233 235V234H232ZM231 235V236H232ZM229 236H230V234H229ZM240 236V235H239ZM245 236V235H244ZM219 237V236H218ZM14 238V237H13ZM117 238V239H116ZM161 238V237H160ZM159 238V239H160ZM177 238V237H176ZM203 238V237H202ZM213 238H214V236H213ZM184 239V238H183ZM200 239V238H199ZM240 239V240H239ZM246 239V238H245ZM15 240V239H14ZM165 240V239H164ZM169 240V239H168ZM182 240V239H181ZM209 240V239H208ZM2 241V242H3ZM114 241V240H113ZM116 241H114V242H116ZM139 241V240H138ZM132 242L129 246L130 247H137V246H139V247H142V248H144V247H146L143 243H139V242ZM176 241V240H175ZM178 241V240H177ZM119 242V241H118ZM181 242V241H180ZM208 242V241H207ZM213 242V241H212ZM178 243V242H177ZM6 244V243H5ZM18 244V243H17ZM127 244V243H126ZM150 244H151V242H150ZM207 244V243H206ZM209 244H211V243H208V245ZM16 245V244H15ZM5 246H7V244L5 245ZM5 246H4V248H5ZM148 246H150V245H148ZM177 246V245H176ZM210 246V245H209ZM10 247H12V246H10ZM206 247H207V249L206 250H208V249H210V247H208L207 245H206ZM201 248V247H200ZM7 249V248H6ZM11 249V248H10ZM12 249H13V247H12ZM176 250V249H175ZM205 250V251H206ZM171 252V253H170ZM194 252V253H195ZM112 253H114V252H112ZM249 254V255H247V254ZM245 254L248 256V257H250L251 259H249L247 256H245ZM121 254H119V256H120ZM118 256V255H117ZM122 256V255H121ZM124 256V255H123ZM193 256H194V258H193ZM201 256V255H200ZM67 261H68V263L69 264H77V263H75V258H77V257H74V254H72L71 252L70 253H68V255H67ZM79 257V256H78ZM204 257V256H203ZM102 259H99V260H96L95 261V263L94 264H100V263H104V264H111L112 262H110V259H108L107 258V256H106V258H104V256H102L101 257ZM117 258V257H116ZM122 258V257H121ZM124 258V257H123ZM141 258V257H140ZM153 258V257H152ZM159 258V257H158ZM157 258V259H158ZM161 258V257H160ZM168 258V257H167ZM66 259V258H65ZM169 259V260H170ZM63 260V259H62ZM77 260V259H76ZM119 260H120V258H119ZM167 260V259H166ZM249 260H250V262H249ZM61 261V260H60ZM66 261V260H65ZM66 261V262H67ZM78 261V260H77ZM81 261V264H88L90 261L89 260H86L85 258H83V256H82V260H80ZM128 261V260H127ZM144 261V260H143ZM143 261H141L143 264H144V262ZM116 262H118V260L116 261ZM115 262V263H116ZM120 262H123V261H120ZM156 262H157V260H156ZM160 262H162L163 263V261H160ZM170 262V261H169ZM168 262V263H169ZM62 263L64 264V262L62 261ZM67 263V264H68ZM114 263V264H115ZM125 262H123V264H124ZM129 262H127V263H125V264H128ZM167 263V262H166ZM44 264V263H43ZM80 264V263H79ZM119 264V263H118ZM138 264H141V263H138ZM146 264V263H145ZM154 264H156V263H154ZM159 264V263H158Z\"/></svg>", "mask_w": 264, "mask_h": 264}]
</instances>
